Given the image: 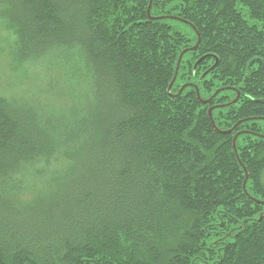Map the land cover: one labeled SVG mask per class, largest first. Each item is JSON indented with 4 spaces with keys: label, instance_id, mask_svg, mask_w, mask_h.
I'll return each mask as SVG.
<instances>
[{
    "label": "trees",
    "instance_id": "1",
    "mask_svg": "<svg viewBox=\"0 0 264 264\" xmlns=\"http://www.w3.org/2000/svg\"><path fill=\"white\" fill-rule=\"evenodd\" d=\"M149 1L0 0V264H264V0Z\"/></svg>",
    "mask_w": 264,
    "mask_h": 264
},
{
    "label": "water",
    "instance_id": "2",
    "mask_svg": "<svg viewBox=\"0 0 264 264\" xmlns=\"http://www.w3.org/2000/svg\"><path fill=\"white\" fill-rule=\"evenodd\" d=\"M150 6H151V0L149 1V6H148V9H147V16H148V18L151 19V20H159L160 18L157 19V18H150V17H149V9H150ZM197 43H199V38H198V42H197ZM195 48H196V46H195L194 48H192L191 50H194ZM184 53H185V51L182 52V54L180 55V57H179V61H180V59L182 58V56H183ZM208 57H211V56H204V57L200 58V59L195 63V65H194L193 68L195 69L196 66H197L198 64H200L203 60H205V59L208 58ZM212 58L215 60L214 65H213L209 70H207V71L201 76V78H204L208 73H210L212 70H214V69L217 67V65H218V60H217L215 57H212ZM179 61H178V64H177V66H176V70H175L174 78H173L171 84H170L169 87H168V91H170L171 86H172V84H173V82H174V80H175V76H176V74H177V69H178ZM183 89H184V87L181 88V90L179 91L178 94H180L181 91H182ZM217 93H218V92H216V93L214 94V96H216ZM196 94H197V98L199 99V94H198V91H197V90H196ZM199 100H200V99H199ZM210 100H211V99L206 100V101L200 100V102H201V104H204V105H205V104H208V103L210 102ZM235 101H236V100H235ZM235 101H234L233 103H235ZM212 109H213V108H210V109L208 110V117H209V118H211V112H212ZM261 138L264 139V137H261ZM235 139H236V136L234 137V140H235ZM246 177H247V175H246Z\"/></svg>",
    "mask_w": 264,
    "mask_h": 264
},
{
    "label": "rangeland",
    "instance_id": "3",
    "mask_svg": "<svg viewBox=\"0 0 264 264\" xmlns=\"http://www.w3.org/2000/svg\"><path fill=\"white\" fill-rule=\"evenodd\" d=\"M13 73H14V70L9 67V61L5 62V61H3V59H0V87H1V89L4 88L5 84H7V80H8L9 76H10V79H13V77H14L12 75ZM43 75H44V77H50L46 73ZM43 80L40 79L38 81L43 83Z\"/></svg>",
    "mask_w": 264,
    "mask_h": 264
},
{
    "label": "bare ground",
    "instance_id": "4",
    "mask_svg": "<svg viewBox=\"0 0 264 264\" xmlns=\"http://www.w3.org/2000/svg\"><path fill=\"white\" fill-rule=\"evenodd\" d=\"M228 13V12H227Z\"/></svg>",
    "mask_w": 264,
    "mask_h": 264
}]
</instances>
